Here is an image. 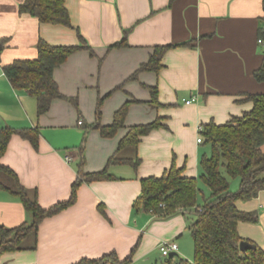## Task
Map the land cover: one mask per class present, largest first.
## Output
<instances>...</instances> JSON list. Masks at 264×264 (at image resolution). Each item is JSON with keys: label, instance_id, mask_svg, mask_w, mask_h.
Wrapping results in <instances>:
<instances>
[{"label": "crops", "instance_id": "1", "mask_svg": "<svg viewBox=\"0 0 264 264\" xmlns=\"http://www.w3.org/2000/svg\"><path fill=\"white\" fill-rule=\"evenodd\" d=\"M23 1L0 0V132H11L0 165L24 188L35 190L45 210L69 199L81 161L84 173L102 171L111 158L137 159L139 165L114 163L108 167L111 179L82 183L73 205L38 225L34 250L4 252L0 264H77L111 253L119 261L130 257L129 264H152L162 241L178 247L169 256L171 264L189 239L190 215L161 219L136 211L141 180L160 177L171 166L198 178L201 156L210 151L197 143L198 129L210 122L225 124L251 109L245 95L264 94V82L253 78L263 59L257 43L264 29L263 0H175L171 6L169 0H64L71 28L20 14ZM79 36L93 55L78 50L54 70L64 99L53 100L38 116L35 98L14 89L3 67L35 59L39 40L80 46ZM122 42L126 46L111 48ZM158 46L175 47L164 54L159 72L134 78ZM125 104L123 127L102 137L94 125L110 126ZM155 121L160 127L137 146L118 149L131 128ZM22 130L38 132L36 148L19 135ZM235 206L256 215L254 223L237 224L238 235L264 250V190ZM29 221L20 201L0 189V226L16 228Z\"/></svg>", "mask_w": 264, "mask_h": 264}, {"label": "trees", "instance_id": "2", "mask_svg": "<svg viewBox=\"0 0 264 264\" xmlns=\"http://www.w3.org/2000/svg\"><path fill=\"white\" fill-rule=\"evenodd\" d=\"M174 1L169 0V6ZM18 10L20 14H27L42 24L72 27L64 0H24ZM79 39L80 46H52L39 40L36 44L35 59L16 60L3 67V73L14 89L24 91L35 98L38 116L48 111L53 100L64 99L54 81V70L78 50H88L93 55L80 36ZM257 40L264 42L263 28L259 29ZM3 46L4 41H0V51ZM124 46L126 45L122 42L111 48ZM173 47L175 46L155 47L148 62L140 65L133 77L140 72H159L163 67L164 54ZM253 78L258 83L264 82V51L262 63L253 73ZM151 93L152 103H156V90L152 88ZM245 100L252 104L249 111L231 117L225 124L210 122L202 128L201 142L208 145L210 151L201 156V174L198 178L186 177L183 168L171 166L160 177L141 180V193L133 205L136 211H144L161 219H167L179 212L190 215L188 231L193 243V260L189 263L176 258L175 264H264V250L256 246L254 250H239V244L243 240L238 235L237 224L254 223L256 215L240 212L235 203L237 200L251 199L264 190V94H247ZM126 112L127 104L115 113L110 126L102 127L96 123L94 128L99 130L102 137H111L123 127ZM159 127V122L155 121L131 128L120 141L118 149L137 146L142 137ZM37 134L36 130L19 132L34 148L37 144ZM10 135L8 130L0 132V156ZM78 150L81 151V146ZM114 163H125L137 168L139 160L117 161L111 158L106 167L96 173H84L81 161L69 199L46 210L39 206L35 190L24 188L11 170L0 165V189L17 198L25 212L30 215L29 222L16 228L0 226V254L34 250L37 245L38 225L44 219L73 205L77 189L82 183L111 179L108 167ZM229 179H239L237 190H230ZM200 184L207 192L202 190ZM130 260L128 257L119 261L116 255L111 253L98 260H82L77 264H129Z\"/></svg>", "mask_w": 264, "mask_h": 264}, {"label": "rangeland", "instance_id": "3", "mask_svg": "<svg viewBox=\"0 0 264 264\" xmlns=\"http://www.w3.org/2000/svg\"><path fill=\"white\" fill-rule=\"evenodd\" d=\"M229 182H230V190L231 191H235V189H238L237 187H239V179H229ZM203 189L205 192H207V189L205 187H203ZM188 238H189L188 241L183 245L184 250L177 257L170 258L171 264H175L176 258L186 260L189 263L192 262L194 250H193V243H192V238H191L190 234H189ZM158 254H159V258L154 260L152 264H168L167 261L169 260V257L163 258V257H161L159 252H158Z\"/></svg>", "mask_w": 264, "mask_h": 264}, {"label": "built area", "instance_id": "4", "mask_svg": "<svg viewBox=\"0 0 264 264\" xmlns=\"http://www.w3.org/2000/svg\"><path fill=\"white\" fill-rule=\"evenodd\" d=\"M258 45L262 46L264 49V42L262 40H257ZM194 101V99L192 98L191 100L185 101V104H190ZM78 125H81V122H78ZM199 132L202 131V128L198 129ZM197 143H201V137H199L197 139ZM69 160V159H67ZM158 251L161 255V257L163 258H168L170 256V254L177 252V245L175 243L172 242H168V241H162L158 244Z\"/></svg>", "mask_w": 264, "mask_h": 264}, {"label": "water", "instance_id": "5", "mask_svg": "<svg viewBox=\"0 0 264 264\" xmlns=\"http://www.w3.org/2000/svg\"><path fill=\"white\" fill-rule=\"evenodd\" d=\"M255 249V245H253V244H250L249 242H247V241H242V242H240V244H239V250L241 251V252H244V251H246V250H254ZM176 254H170V256L172 257V256H175Z\"/></svg>", "mask_w": 264, "mask_h": 264}]
</instances>
